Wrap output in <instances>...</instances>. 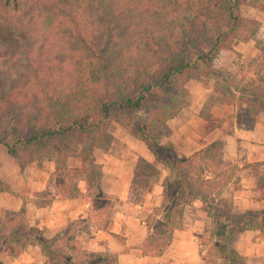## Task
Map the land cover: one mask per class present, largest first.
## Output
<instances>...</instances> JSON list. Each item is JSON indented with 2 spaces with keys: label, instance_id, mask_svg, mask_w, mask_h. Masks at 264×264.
Segmentation results:
<instances>
[{
  "label": "trees",
  "instance_id": "1",
  "mask_svg": "<svg viewBox=\"0 0 264 264\" xmlns=\"http://www.w3.org/2000/svg\"><path fill=\"white\" fill-rule=\"evenodd\" d=\"M239 3L0 0V146L19 170L52 164L46 190L34 193L36 205L80 195L88 205L86 219L68 222L49 237L27 225L23 210L4 211L0 251L14 258L35 246L42 264H116L115 255L81 252L76 239L78 233L88 234L90 221L100 231L110 221L114 204L101 191V171L91 154L107 150L113 122L165 173L159 206L144 220L140 256L160 257L180 227L184 208L198 201L209 221L206 232L194 237L201 264H244L232 246V230L262 238L264 209L234 214L221 197L228 184L237 188L235 167L222 160L223 142L216 139L179 156L163 133L185 107L181 86L194 78L212 81V95L233 108L245 130L264 116V49L257 47L252 67L238 78L214 66L221 54L258 30L255 20L242 16ZM252 7L264 13V0ZM215 128L204 121L200 141ZM70 160L78 164L70 166ZM138 163L145 167L142 173L156 175L152 165ZM248 167L264 199V163ZM140 188L146 187L135 183L130 194ZM11 193L0 180V194Z\"/></svg>",
  "mask_w": 264,
  "mask_h": 264
},
{
  "label": "crops",
  "instance_id": "2",
  "mask_svg": "<svg viewBox=\"0 0 264 264\" xmlns=\"http://www.w3.org/2000/svg\"><path fill=\"white\" fill-rule=\"evenodd\" d=\"M253 18L258 20L256 17ZM232 50L241 53L244 50L243 44L233 45ZM222 113L216 120L214 116L211 117L216 128L203 141L199 139L201 127L199 128L194 136L197 143L195 149L190 151V146L182 147V150L175 149V153L179 156H188L216 139L221 140L222 160L235 167L233 178L237 179V188L231 183L228 184L223 189L221 197L231 203L234 214L264 209V199L259 197L256 191V179L248 167L250 164L264 163V116H259L252 129L245 130L235 121L232 107L224 105ZM228 114L230 116L227 117ZM175 125L177 131L185 136L187 122H177ZM169 141L174 146L172 139ZM102 157L98 162L101 171L100 188L110 199L115 198L117 204L112 208L106 231L97 230L95 224L90 221L88 234L76 235L81 252L115 255L116 264H201L194 237L206 232L207 227H204V223L208 219L200 210V203L195 201L184 208L180 227L175 231L170 245L160 257H141L139 245L146 235L144 220L154 208L159 206L161 182L165 173L153 161L144 146L137 141H131L126 146L122 145L116 153H105ZM138 159L154 165L160 170L161 177L149 191L132 200L131 183L136 171L135 162ZM46 164L48 176L53 166L50 163ZM74 165H77V161ZM16 171L14 176L0 175V180L12 192L0 194V219L6 210L15 212L23 210L27 225L46 237L63 229L68 222L86 219L88 205L83 196L80 195L72 200L54 198L46 206L40 207L36 205L37 198L33 192L40 193L46 190L47 176L44 173L41 179L40 176L33 178L25 171L20 173L18 168ZM15 179H18L17 183L14 182ZM19 182L22 188H19ZM78 189L81 194L84 192L82 182L78 184ZM232 235V246L238 255L242 256L244 264H264V236L258 238L257 232L238 229H233ZM43 262L44 257L35 246L26 248L14 258L7 256L4 250L0 251L1 264H42Z\"/></svg>",
  "mask_w": 264,
  "mask_h": 264
},
{
  "label": "rangeland",
  "instance_id": "3",
  "mask_svg": "<svg viewBox=\"0 0 264 264\" xmlns=\"http://www.w3.org/2000/svg\"><path fill=\"white\" fill-rule=\"evenodd\" d=\"M238 1L240 2L239 8L242 16L247 19L255 20L258 23V30L251 40L242 43L244 50L241 53L232 50L230 52L221 54L214 61L215 68H222L226 72V74L236 78L239 77V74L242 75L246 73L252 67L253 60L256 59L258 56L257 47H262L264 49V13L252 7L255 4L256 0ZM253 17H256L258 20L254 19ZM212 85L213 83L210 79L194 78L187 80L181 86L180 91H183V93L180 95L182 98V102L185 104V107L171 120H169L163 129V133L166 134L168 139H172L174 143V150H182V147L189 146L191 148L190 151L195 149L197 143L194 139V136L196 135V132L199 131L202 122L204 120H207L214 123L211 117L214 116L213 118L214 120H216L220 116V114H223L222 112L224 105L219 102L217 97L212 95ZM226 110L230 109L226 108ZM210 112H213V115H211ZM225 114L227 113L225 112ZM228 116L230 115L228 114L227 117ZM176 120L177 122H187L185 136L181 135L180 132L177 131L178 128H176L177 125H175L177 123ZM108 133L110 136V140L107 150L105 152L95 150L91 154V160L98 167V162L102 160L103 154H114L119 149H121L122 145L126 146L129 142L136 141L129 135H127L124 130H122L118 125L113 122H111L108 126ZM75 161H77L78 164V160H70L68 164L70 166H75ZM153 168L154 172H156V175L152 176L148 174V176L146 175V172L142 173V170L144 171L145 167L138 163V160L135 162V178L132 180L131 187L132 185L134 186V184L137 183V185L139 186L145 185L146 188H140L138 192L133 194V196L131 197L132 200L136 197H140L142 193H146V191H149L150 187H153L154 183L159 181L161 177V172L159 169H156L154 165ZM16 169L17 166L15 161L11 157L7 156L4 148L0 146V175L6 176V174H11L12 176H14L17 172ZM23 171H25L28 175L33 176V178L40 176L41 179L42 176H44V173L45 176H47L48 165L46 163L31 164L19 170L20 173H22ZM17 180L18 179H15L14 182L16 181L15 183H17ZM18 186H20L19 188H22V184L20 182ZM34 193L35 192H33V194ZM43 195V193L40 194V196ZM111 200L115 206L117 204L115 198L112 197ZM204 225V227H208L209 221L205 220Z\"/></svg>",
  "mask_w": 264,
  "mask_h": 264
}]
</instances>
